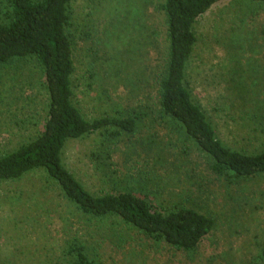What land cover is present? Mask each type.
Listing matches in <instances>:
<instances>
[{
  "label": "rangeland",
  "instance_id": "obj_1",
  "mask_svg": "<svg viewBox=\"0 0 264 264\" xmlns=\"http://www.w3.org/2000/svg\"><path fill=\"white\" fill-rule=\"evenodd\" d=\"M164 0H73L74 102L87 118L138 117L137 130L69 140L63 161L94 194L127 191L158 208L189 206L214 219L191 252L178 251L117 216L94 218L44 170L0 181V264H66L81 245L96 264H264V174L230 181L164 116L158 84L167 30ZM7 6L0 0V20ZM188 64L193 98L231 148L264 149V2L221 0L194 25ZM33 57L0 63V155L42 131L48 111Z\"/></svg>",
  "mask_w": 264,
  "mask_h": 264
},
{
  "label": "trees",
  "instance_id": "obj_2",
  "mask_svg": "<svg viewBox=\"0 0 264 264\" xmlns=\"http://www.w3.org/2000/svg\"><path fill=\"white\" fill-rule=\"evenodd\" d=\"M7 11L0 20V63L33 57L44 78L48 111L40 134L0 155V181L18 179L42 169L64 197L94 218L117 216L156 242L178 251H194L214 228V219L193 207L175 204L158 208L127 191L94 194L69 170L63 152L69 140L106 132L112 137L137 130L138 117L102 115L87 118L74 102L73 43L69 35L73 0H4ZM221 0H164L167 52L158 84V104L164 116L183 128L187 138L209 160L211 171L230 181L264 174V149L237 150L218 136L215 124L195 102L187 84L188 64L197 36L194 25ZM264 2V0H251ZM74 260L66 264H96L81 245L70 248ZM264 263V245L262 246Z\"/></svg>",
  "mask_w": 264,
  "mask_h": 264
}]
</instances>
